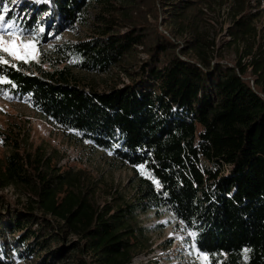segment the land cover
Listing matches in <instances>:
<instances>
[{
  "label": "trees",
  "instance_id": "1",
  "mask_svg": "<svg viewBox=\"0 0 264 264\" xmlns=\"http://www.w3.org/2000/svg\"><path fill=\"white\" fill-rule=\"evenodd\" d=\"M161 2L171 36L149 24L155 0H0V14L7 8L5 19L30 32L45 14L57 32L91 26L51 67L0 64L8 81L0 91L29 98L72 142L136 172L133 201L101 205L85 169L58 165L40 144L23 149L4 137L12 150L0 164V189L22 191L27 203L0 210V264H136L152 250L139 215L164 210L196 232L209 264H264L263 1L233 0L229 33L245 47L237 65L215 62L214 41L194 23L216 0ZM92 5L101 8L93 21ZM185 34L180 48L176 37ZM140 51L147 58L126 69L129 82L107 89L71 67L106 74ZM141 166L145 174L137 175Z\"/></svg>",
  "mask_w": 264,
  "mask_h": 264
},
{
  "label": "rangeland",
  "instance_id": "2",
  "mask_svg": "<svg viewBox=\"0 0 264 264\" xmlns=\"http://www.w3.org/2000/svg\"><path fill=\"white\" fill-rule=\"evenodd\" d=\"M21 1L16 0L17 4ZM120 1L123 3V0ZM161 1L155 0L156 11L148 17V20L149 24L169 36L172 28L166 20V12ZM262 1L258 18V41H264V0ZM222 2L225 3L222 4ZM232 5L233 0H216L211 6L204 5L201 7L204 12H202V18H194V23L198 25L200 31H208L210 39L214 41L211 54L215 62L237 65L245 47L243 44H234L233 37L229 33V27L232 25L230 15ZM100 10L98 5H92L89 8L91 21L96 20L94 15L100 13ZM1 14L5 15V12ZM46 19L45 14L32 32L16 19H12L20 29L24 30V35L16 40L17 44L21 39L26 42L33 36L36 37L35 59H30L26 63L34 65L33 63L37 62L45 67H51L58 60L67 59L65 52L62 51L65 45L86 38L91 32L90 24L88 26L80 24L57 32L55 23L48 22ZM44 20L45 23H43ZM40 29L43 31L41 32ZM45 33L46 37H44ZM5 39L9 37L5 36ZM186 39V34L177 35L176 41L181 44L180 48L185 45ZM0 55L15 66L21 62L8 57L7 54L0 53ZM146 58L147 55L144 52H135L127 58L124 67L116 66L106 74L83 71L73 65L71 67L84 82L94 84L100 89H107L111 85L129 82L130 76L126 69L134 72L139 62ZM246 77L254 85L256 76L251 69L248 70ZM5 94L0 91V159H2L0 164L12 150L11 147L3 144L4 137L18 140L23 149L33 150L40 144L46 148L48 155L53 156V161L58 165H73L87 171L86 174L93 184L96 203L104 205L106 202H113L118 205L135 199L133 177L136 178V172L133 168L116 167L108 153L72 142L62 130L54 128L38 114L29 98L12 100ZM140 169L141 167L138 168L137 175L145 174V170L141 172ZM25 203H27V197L22 191L11 186L0 189V210L23 208ZM139 223L150 229L152 250L148 255L142 254L136 257L134 259L136 264H209L208 256L200 252L194 244L196 232L185 229L172 213L165 210L159 213H142L139 215ZM189 233L195 235L191 236ZM74 239L73 236L69 238L70 241ZM200 254L207 256L208 259H202ZM18 264L32 263L24 259Z\"/></svg>",
  "mask_w": 264,
  "mask_h": 264
},
{
  "label": "snow or ice",
  "instance_id": "3",
  "mask_svg": "<svg viewBox=\"0 0 264 264\" xmlns=\"http://www.w3.org/2000/svg\"><path fill=\"white\" fill-rule=\"evenodd\" d=\"M7 13L8 9L3 10ZM42 32L43 29H40ZM24 35V30L20 29L19 26L13 20H6L5 15L0 14V53L7 54L8 57H12L15 60L22 62H27L30 59H35V41L36 37L33 36L32 39L24 41L21 39L20 43L17 44L16 40ZM5 36L9 39H5ZM8 60L0 55V64H8ZM15 66V65H13ZM3 78H0V83H7ZM6 95V94H5ZM141 172H143V167L141 166ZM151 178V177H149ZM158 184V181H154ZM189 235L194 236V233H189ZM200 257L207 260V256L200 254Z\"/></svg>",
  "mask_w": 264,
  "mask_h": 264
}]
</instances>
